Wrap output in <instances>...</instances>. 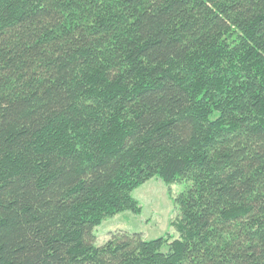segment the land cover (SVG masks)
Wrapping results in <instances>:
<instances>
[{
  "label": "trees",
  "instance_id": "1",
  "mask_svg": "<svg viewBox=\"0 0 264 264\" xmlns=\"http://www.w3.org/2000/svg\"><path fill=\"white\" fill-rule=\"evenodd\" d=\"M0 264H264V0H0Z\"/></svg>",
  "mask_w": 264,
  "mask_h": 264
},
{
  "label": "rangeland",
  "instance_id": "2",
  "mask_svg": "<svg viewBox=\"0 0 264 264\" xmlns=\"http://www.w3.org/2000/svg\"><path fill=\"white\" fill-rule=\"evenodd\" d=\"M185 189V185H166L161 179L154 178L133 193L139 202L141 212H124L105 219L94 230L96 246H103L112 234L125 231L141 234L146 241L156 240L167 235L179 238L173 226L180 217L176 198Z\"/></svg>",
  "mask_w": 264,
  "mask_h": 264
}]
</instances>
